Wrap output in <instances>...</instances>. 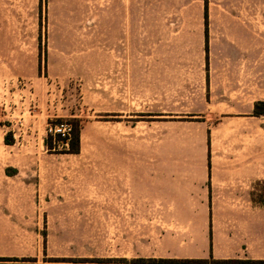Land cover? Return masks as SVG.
I'll return each mask as SVG.
<instances>
[{"label":"rangeland","instance_id":"rangeland-1","mask_svg":"<svg viewBox=\"0 0 264 264\" xmlns=\"http://www.w3.org/2000/svg\"><path fill=\"white\" fill-rule=\"evenodd\" d=\"M128 5L0 0V204L26 217L30 264H180L213 234L209 202L264 203L247 172L264 159V39L228 46L216 27L206 45L169 19L182 4L134 0L127 45ZM76 122L73 151L49 128Z\"/></svg>","mask_w":264,"mask_h":264},{"label":"crops","instance_id":"crops-1","mask_svg":"<svg viewBox=\"0 0 264 264\" xmlns=\"http://www.w3.org/2000/svg\"><path fill=\"white\" fill-rule=\"evenodd\" d=\"M124 1L130 3L126 6L123 18L126 27L125 42L130 45L136 37L135 29L139 25V17L134 10V0ZM170 4H182L183 15L169 19L194 21V25L185 23L184 26L198 25L199 35L205 36L206 45L209 42L213 44L212 35L217 33L213 32L216 27L221 28V34L233 36L234 39H222L228 46L236 44L242 36L251 44H255L256 39L260 42L261 37L264 39V0H170ZM160 19L157 14L148 18L152 22ZM218 21H233L235 25L230 22L217 25ZM261 101L264 100L257 101L259 106H262ZM249 164L247 172L250 176L259 178L264 175V159ZM242 191L239 188L233 189L232 194L236 197L234 202L213 200L208 203L207 210L211 212L209 222L212 224L213 234L209 239L203 237L194 248L186 251L184 256H212L214 259H242L251 260L254 264H264V203L256 201L251 195L249 198L242 197ZM5 200L0 204V223L7 225L8 232L0 235V264H30L28 260H36L41 248L28 246L33 241H28L25 228L20 230V222L25 223L26 217L15 205ZM7 258L12 259L6 260Z\"/></svg>","mask_w":264,"mask_h":264},{"label":"trees","instance_id":"trees-1","mask_svg":"<svg viewBox=\"0 0 264 264\" xmlns=\"http://www.w3.org/2000/svg\"><path fill=\"white\" fill-rule=\"evenodd\" d=\"M262 105L263 109L257 108L259 103L256 104V109L254 113L256 115L260 113H264V101H261L260 103ZM80 136H81V127L80 123L76 122V124H72V132L71 136L69 137V143L70 145L74 146L76 145V148L73 151H78L80 148ZM52 138V135L50 136ZM59 139H66L65 137H62L61 135H58ZM46 144L48 147L53 148L51 143L49 141H46ZM213 258V257H212ZM12 258H7L6 260H10ZM176 261H173L175 263L180 264H208L209 259L207 258H183V259H175ZM181 260V261H179ZM214 264H254L251 260H242V259H214Z\"/></svg>","mask_w":264,"mask_h":264},{"label":"built area","instance_id":"built-area-1","mask_svg":"<svg viewBox=\"0 0 264 264\" xmlns=\"http://www.w3.org/2000/svg\"><path fill=\"white\" fill-rule=\"evenodd\" d=\"M50 132H54L55 135H61L68 139L71 136L72 124L71 123H59L55 127L49 128Z\"/></svg>","mask_w":264,"mask_h":264}]
</instances>
